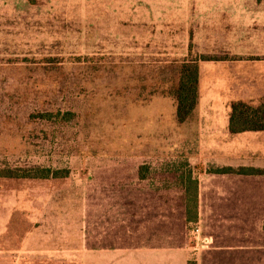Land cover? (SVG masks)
Segmentation results:
<instances>
[{
	"label": "rangeland",
	"instance_id": "1",
	"mask_svg": "<svg viewBox=\"0 0 264 264\" xmlns=\"http://www.w3.org/2000/svg\"><path fill=\"white\" fill-rule=\"evenodd\" d=\"M204 2L0 0V169L65 175L59 187L38 178L0 190V225L19 211L70 243L82 221L90 239L108 207L143 205L148 220L184 233L189 264L196 253L203 264H264V197L241 194L235 176L205 175L242 172L215 168L213 149L196 145L195 109L175 117L182 64L227 58L203 53ZM195 225L207 244L190 235ZM5 234L0 264H73L71 244L28 254Z\"/></svg>",
	"mask_w": 264,
	"mask_h": 264
},
{
	"label": "crops",
	"instance_id": "2",
	"mask_svg": "<svg viewBox=\"0 0 264 264\" xmlns=\"http://www.w3.org/2000/svg\"><path fill=\"white\" fill-rule=\"evenodd\" d=\"M203 10L206 16L203 53L227 58L203 61L198 66L194 112H198L201 125L195 141L200 148L213 149L217 155L215 168L242 172L236 175L217 171L204 173L220 179L235 176L236 183H242L241 194L264 197V131L231 134L228 130L231 103L245 101L256 105L264 100V1L205 0ZM198 38L195 34V42ZM200 186L202 188L201 184L198 188ZM209 188L203 185L204 191ZM108 208L111 214L92 216L90 239L85 233L84 221L75 226V236L70 243L50 240L46 237L49 231H41L40 224L32 226L25 235L21 250L29 254L51 250L50 244H71L75 252L66 258L73 264H189L192 256L178 226H169L164 220H148L146 215L140 214L146 211L143 205ZM10 217L11 213L0 225V235L6 233ZM263 223L261 231L264 233ZM52 228L50 233L55 235L67 233L62 227ZM16 249L20 257V247ZM194 255L196 262L203 264V254Z\"/></svg>",
	"mask_w": 264,
	"mask_h": 264
},
{
	"label": "trees",
	"instance_id": "3",
	"mask_svg": "<svg viewBox=\"0 0 264 264\" xmlns=\"http://www.w3.org/2000/svg\"><path fill=\"white\" fill-rule=\"evenodd\" d=\"M202 60H210L202 57ZM198 65L196 61L186 60L179 72V80L174 89L176 101L175 117L178 123H184L192 114L197 104ZM228 130L231 134L246 131H264V100L254 105L245 101H236L230 105ZM230 169H227V171ZM217 172H225L219 170ZM61 174V175H60ZM64 173L49 169H35L33 173L25 170L4 168L0 169V190H19L23 183L32 179H54L56 187L62 184ZM32 228L31 223L19 211H14L6 229L8 238L15 237L17 242ZM264 229V223H263Z\"/></svg>",
	"mask_w": 264,
	"mask_h": 264
},
{
	"label": "built area",
	"instance_id": "4",
	"mask_svg": "<svg viewBox=\"0 0 264 264\" xmlns=\"http://www.w3.org/2000/svg\"><path fill=\"white\" fill-rule=\"evenodd\" d=\"M190 235L192 236L193 239H197L199 240V242L202 244H207V238H201L200 237V227L198 225H195L194 227H192L189 231ZM199 237V239H198Z\"/></svg>",
	"mask_w": 264,
	"mask_h": 264
}]
</instances>
